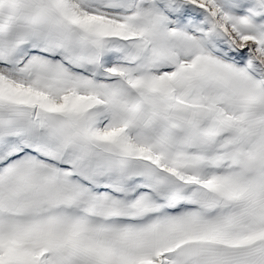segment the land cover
I'll return each mask as SVG.
<instances>
[{
  "label": "snow or ice",
  "instance_id": "obj_1",
  "mask_svg": "<svg viewBox=\"0 0 264 264\" xmlns=\"http://www.w3.org/2000/svg\"><path fill=\"white\" fill-rule=\"evenodd\" d=\"M0 264H264V0H0Z\"/></svg>",
  "mask_w": 264,
  "mask_h": 264
}]
</instances>
